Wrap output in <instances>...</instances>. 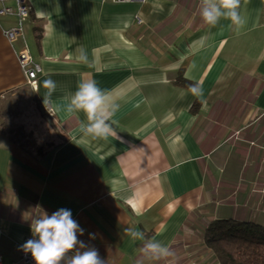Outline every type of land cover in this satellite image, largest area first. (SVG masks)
Segmentation results:
<instances>
[{
  "label": "crops",
  "instance_id": "obj_1",
  "mask_svg": "<svg viewBox=\"0 0 264 264\" xmlns=\"http://www.w3.org/2000/svg\"><path fill=\"white\" fill-rule=\"evenodd\" d=\"M28 1L25 40L11 45L2 33L11 21L0 23L5 263L19 261L32 218L60 208L71 210L85 229L79 240L105 264H219L203 241L210 222L264 226V0H241V28L224 18L206 24L200 0ZM34 26L42 28L39 41ZM24 44L40 68L36 89L16 54ZM91 80L119 105L106 139L86 135L85 114L64 107ZM22 90L43 128L25 123ZM150 240L172 254L148 259Z\"/></svg>",
  "mask_w": 264,
  "mask_h": 264
},
{
  "label": "clouds",
  "instance_id": "obj_2",
  "mask_svg": "<svg viewBox=\"0 0 264 264\" xmlns=\"http://www.w3.org/2000/svg\"><path fill=\"white\" fill-rule=\"evenodd\" d=\"M240 3L241 0H200V15L206 24L213 27L224 18L241 28L246 21L238 10ZM84 55L81 50V58ZM45 84L50 85L53 90L56 87L51 80H46ZM192 92L198 93V88L193 86ZM64 107L68 113L85 114L87 123L81 127L86 135L106 139L113 133L109 121L119 105L94 80L81 81ZM126 231L131 238L144 240L142 232L132 228ZM31 232L32 238L21 247L25 253H31L35 264H61L65 257H68V264H105L95 247H88L79 240L78 234L83 235L85 229L73 218L70 209L60 208L50 215L44 213L33 217ZM89 236L95 238L92 233ZM143 252L150 260H159L172 254L168 246L155 240L145 241Z\"/></svg>",
  "mask_w": 264,
  "mask_h": 264
},
{
  "label": "trees",
  "instance_id": "obj_3",
  "mask_svg": "<svg viewBox=\"0 0 264 264\" xmlns=\"http://www.w3.org/2000/svg\"><path fill=\"white\" fill-rule=\"evenodd\" d=\"M41 32L42 28L33 27L35 41L40 40ZM176 82L189 90L196 86L182 78ZM38 153H43L42 148ZM203 241L219 264H264V226L232 219L214 220L205 229Z\"/></svg>",
  "mask_w": 264,
  "mask_h": 264
},
{
  "label": "built area",
  "instance_id": "obj_4",
  "mask_svg": "<svg viewBox=\"0 0 264 264\" xmlns=\"http://www.w3.org/2000/svg\"><path fill=\"white\" fill-rule=\"evenodd\" d=\"M117 2H143L145 0H114ZM31 12V6L28 0H0V23L5 20H10L8 26L2 29V33L7 41L14 45L20 39L25 40V29L28 27V19ZM138 23H141L140 19H137ZM19 63L24 71L26 83L32 88L36 89L37 75L40 72L38 64H31L30 52L24 44L16 52ZM52 116V112H49ZM32 235H28L23 239L22 245L29 239ZM0 264H35L31 253H25L21 250L20 259L18 262L5 263L3 256L0 254Z\"/></svg>",
  "mask_w": 264,
  "mask_h": 264
},
{
  "label": "rangeland",
  "instance_id": "obj_5",
  "mask_svg": "<svg viewBox=\"0 0 264 264\" xmlns=\"http://www.w3.org/2000/svg\"><path fill=\"white\" fill-rule=\"evenodd\" d=\"M18 108L22 110V116L25 120V123H28V125L32 126H37L38 129L43 128V126H38V125H43V123L40 120V117L37 114L36 111V106L33 97L28 93V90H22L21 95L18 99ZM17 110V109H16ZM16 110L11 111L9 109V116L15 115L17 112ZM21 111L17 112L20 114ZM9 123L11 124V121L9 120ZM7 130L9 131L10 134H15L17 132V128H15L14 125L8 126Z\"/></svg>",
  "mask_w": 264,
  "mask_h": 264
}]
</instances>
